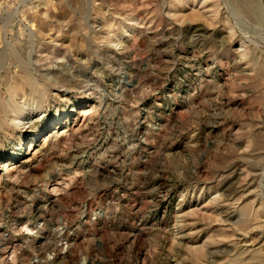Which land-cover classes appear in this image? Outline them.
Instances as JSON below:
<instances>
[{
	"label": "rangeland",
	"instance_id": "1",
	"mask_svg": "<svg viewBox=\"0 0 264 264\" xmlns=\"http://www.w3.org/2000/svg\"><path fill=\"white\" fill-rule=\"evenodd\" d=\"M0 264H264V0H0Z\"/></svg>",
	"mask_w": 264,
	"mask_h": 264
}]
</instances>
